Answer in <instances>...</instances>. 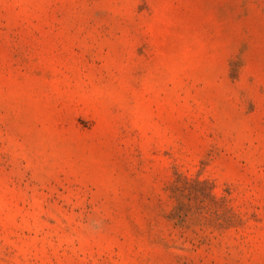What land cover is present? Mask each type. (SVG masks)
Here are the masks:
<instances>
[{
	"label": "rangeland",
	"instance_id": "rangeland-1",
	"mask_svg": "<svg viewBox=\"0 0 264 264\" xmlns=\"http://www.w3.org/2000/svg\"><path fill=\"white\" fill-rule=\"evenodd\" d=\"M0 264H264V0H0Z\"/></svg>",
	"mask_w": 264,
	"mask_h": 264
}]
</instances>
